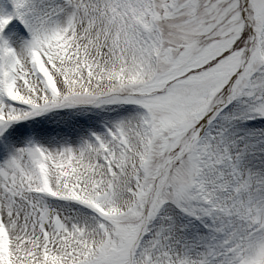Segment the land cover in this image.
<instances>
[{
	"label": "snow or ice",
	"instance_id": "6c2138e0",
	"mask_svg": "<svg viewBox=\"0 0 264 264\" xmlns=\"http://www.w3.org/2000/svg\"><path fill=\"white\" fill-rule=\"evenodd\" d=\"M0 264H264V0H0Z\"/></svg>",
	"mask_w": 264,
	"mask_h": 264
}]
</instances>
